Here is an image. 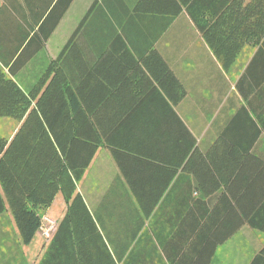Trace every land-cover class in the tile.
I'll return each mask as SVG.
<instances>
[{"label": "crops", "instance_id": "0c3cea01", "mask_svg": "<svg viewBox=\"0 0 264 264\" xmlns=\"http://www.w3.org/2000/svg\"><path fill=\"white\" fill-rule=\"evenodd\" d=\"M69 1L0 0V107L4 80L32 107L52 85L43 104L99 143L76 182L89 215L61 226V191L43 215L61 264H250L264 246L245 221L264 195V0H71L46 36ZM21 124L0 118V136ZM0 193V264H40L53 239L23 244Z\"/></svg>", "mask_w": 264, "mask_h": 264}, {"label": "trees", "instance_id": "16d2710c", "mask_svg": "<svg viewBox=\"0 0 264 264\" xmlns=\"http://www.w3.org/2000/svg\"><path fill=\"white\" fill-rule=\"evenodd\" d=\"M70 2L57 14L46 36L56 28ZM198 26L203 35L208 37L206 26L200 22ZM262 32L264 34V28ZM233 60L221 58L220 62L227 68ZM3 88L8 91L6 94L11 98V105L0 107V118L11 117L22 121V124L11 141L0 136V184L23 244L27 245L39 232L43 215L59 191L68 204V215L61 226L76 215H89L77 191L76 182L91 165L99 143L80 139L70 127L59 122L57 116L61 117L65 109H51L43 104L52 85L38 100L37 107H32L36 95H26L11 80H4ZM184 93L182 90V96ZM262 199L259 207L256 204L247 209L245 221L254 229L264 232V195ZM4 210L0 193V214ZM60 228L40 264H61L62 251L60 245L56 247ZM250 264H264V246Z\"/></svg>", "mask_w": 264, "mask_h": 264}, {"label": "built area", "instance_id": "2783aa9c", "mask_svg": "<svg viewBox=\"0 0 264 264\" xmlns=\"http://www.w3.org/2000/svg\"><path fill=\"white\" fill-rule=\"evenodd\" d=\"M57 228L58 224L56 221L44 216L42 218L39 232L46 241H51L57 231Z\"/></svg>", "mask_w": 264, "mask_h": 264}, {"label": "rangeland", "instance_id": "374dc122", "mask_svg": "<svg viewBox=\"0 0 264 264\" xmlns=\"http://www.w3.org/2000/svg\"><path fill=\"white\" fill-rule=\"evenodd\" d=\"M63 205H64V198H63V196L61 194V196L59 198H57L56 207L63 208ZM257 233L262 238L261 244H264V240H263L264 239V234L260 233V232H257ZM253 242L254 243L256 242V244H254ZM257 243L258 242L254 241L253 239H251V237L246 236V244H245L244 248H245V252H246L247 257H249L252 254V250H254L257 247Z\"/></svg>", "mask_w": 264, "mask_h": 264}]
</instances>
